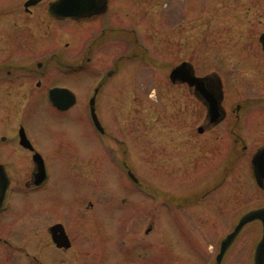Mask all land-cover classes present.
Segmentation results:
<instances>
[{
    "label": "flooded vegetation",
    "instance_id": "1",
    "mask_svg": "<svg viewBox=\"0 0 264 264\" xmlns=\"http://www.w3.org/2000/svg\"><path fill=\"white\" fill-rule=\"evenodd\" d=\"M3 1L9 4L0 16L21 21L0 25V109L25 112L20 113L16 133L0 134V264H153L148 235L160 225L167 234L177 233L184 244L179 250L174 245L166 248L171 257L165 264H256L264 212L262 218L245 223L218 262L217 257L222 239L240 218L264 210V80L257 102L250 104L234 101L222 83L218 117L212 119L204 94L195 85L172 82L169 74L184 61L207 82L217 72L196 73L194 64L185 59L172 66L169 81L187 88L196 100L192 149L186 150L182 143L160 167L140 168L119 156V110L125 107L119 101L121 66L128 61L147 64L156 35L152 31L160 29L167 35L166 22L160 19L168 10L153 6L152 0H80L74 14L56 16L49 12L55 0L27 6L28 0ZM81 74L85 85L78 93L73 80L65 78ZM52 88L68 89L73 103L59 109L49 100ZM58 97L68 102L66 93ZM38 106L53 111L54 119L66 115L63 122L70 119L80 125L77 135L66 136L70 138L62 144L66 156L85 159L88 150L83 143L90 137L98 140L106 159L99 168L100 178H87V166H64L67 185L52 181L51 167L24 124L28 109ZM76 106L84 107L86 117L69 118ZM20 128L26 144L21 142ZM232 142L242 143L235 169L229 158ZM246 142L258 144L248 151ZM35 153L42 157L41 168ZM190 176L188 183L182 181ZM250 185L257 198L240 208L248 203ZM217 217L231 224L218 237ZM251 223L256 225L248 229Z\"/></svg>",
    "mask_w": 264,
    "mask_h": 264
},
{
    "label": "rangeland",
    "instance_id": "2",
    "mask_svg": "<svg viewBox=\"0 0 264 264\" xmlns=\"http://www.w3.org/2000/svg\"><path fill=\"white\" fill-rule=\"evenodd\" d=\"M8 4L0 0V12ZM152 5L163 6L164 10H168L162 19L159 17L163 23L166 22L167 35L161 34L160 29L152 31L156 35L148 44L150 60L147 64L137 66L128 61L121 66L119 101L124 102L125 107L119 110V136L122 141L119 156L125 158L127 164H136L140 168L152 166L155 169L163 165V158L181 149L182 143H186V150L192 149L196 120L193 108L196 100L187 88L173 85L168 78L170 68L182 59L191 61L196 73L216 71L221 77L223 90L228 95H234V101L247 104L257 102L258 87L264 80V54L258 40L264 29V0H152ZM14 20L21 21L15 16H0V25L5 26L8 22L13 25ZM84 76L66 77L65 80L69 83L73 80V87L80 93L85 85ZM24 112L12 107L0 109V134L16 133L18 118ZM77 114L86 117L84 107H74L69 118ZM54 115L50 109L38 106L28 109L24 120L27 133L35 139L47 165L51 167L52 181L67 185L68 180L61 168L64 166H87V178H100L102 171L99 168L102 164L106 165V159L100 153L98 140L90 137L83 143L88 150L85 159L78 155L66 156L62 144L70 138L66 136L77 135L80 125L70 119L63 122L66 115L59 119H54ZM252 120H257L256 115ZM79 124L82 122L79 121ZM246 143L248 151H253L258 144ZM231 144L229 158L233 159L235 169L239 167L238 156L242 155V143ZM240 164L244 162L240 161ZM191 180L192 176L182 181L188 183ZM248 196V203L242 204L240 208L253 204L251 202L257 198L256 189L251 185ZM230 225L217 217V237L226 232ZM255 225L251 223L247 227L253 229ZM169 234L160 225L148 235L152 241L153 264L166 263L171 257L166 254L168 246L174 245L179 250L178 247L184 245L177 233Z\"/></svg>",
    "mask_w": 264,
    "mask_h": 264
},
{
    "label": "water",
    "instance_id": "3",
    "mask_svg": "<svg viewBox=\"0 0 264 264\" xmlns=\"http://www.w3.org/2000/svg\"><path fill=\"white\" fill-rule=\"evenodd\" d=\"M72 0H55L49 5V12L52 15L56 16H65L69 14H74L77 8H80L78 5L80 0H75L74 6L71 4ZM37 2V0H28L25 5H30L32 3ZM80 12V10L78 11ZM259 41L261 43L262 49L264 50V31L259 36ZM169 78L172 82L181 81L187 82L190 86L195 85L196 89L200 90L205 98L206 101L210 103L208 106V112L212 119L218 117V111L220 109V104L222 100V82L220 77L217 74H214L212 78H210L207 82L206 77H198L194 74L193 65L190 62H181L180 64L176 65L170 72ZM205 81V82H204ZM207 87H211L212 89L206 90ZM66 93L68 102L63 103V100H60L58 96L64 95ZM49 100L52 104L57 106L59 109H66L69 105H71L74 101L73 94L66 88H52L49 90ZM95 117V116H94ZM19 134L21 136V142L26 144L28 143V139L26 138L25 132L23 128H20ZM34 159L38 166L43 167L42 157L39 153L34 154ZM4 190V187L1 188ZM264 212L263 209H255L245 213L240 220L238 221L235 229L230 234L226 235L221 241V251L217 257V262L220 259V255L224 251V249L228 246L229 242L234 238L236 233L240 230V228L247 222L256 219L262 218V213ZM264 220H263V235L260 243L257 246L255 261L256 264H264Z\"/></svg>",
    "mask_w": 264,
    "mask_h": 264
}]
</instances>
